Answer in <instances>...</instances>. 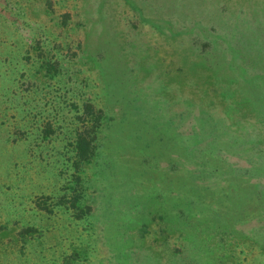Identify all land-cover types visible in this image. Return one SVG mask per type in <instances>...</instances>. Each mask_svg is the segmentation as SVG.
Segmentation results:
<instances>
[{
  "label": "rangeland",
  "instance_id": "374dc122",
  "mask_svg": "<svg viewBox=\"0 0 264 264\" xmlns=\"http://www.w3.org/2000/svg\"><path fill=\"white\" fill-rule=\"evenodd\" d=\"M0 264H264V0H0Z\"/></svg>",
  "mask_w": 264,
  "mask_h": 264
},
{
  "label": "trees",
  "instance_id": "16d2710c",
  "mask_svg": "<svg viewBox=\"0 0 264 264\" xmlns=\"http://www.w3.org/2000/svg\"><path fill=\"white\" fill-rule=\"evenodd\" d=\"M77 150L78 153L82 156V157H86L88 154V143L87 141H83V139L81 138L80 140H77Z\"/></svg>",
  "mask_w": 264,
  "mask_h": 264
}]
</instances>
